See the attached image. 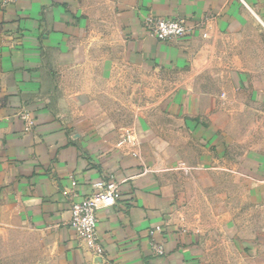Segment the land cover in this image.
Wrapping results in <instances>:
<instances>
[{
	"label": "crops",
	"instance_id": "crops-1",
	"mask_svg": "<svg viewBox=\"0 0 264 264\" xmlns=\"http://www.w3.org/2000/svg\"><path fill=\"white\" fill-rule=\"evenodd\" d=\"M150 13L203 28L159 41L142 24ZM127 123L137 154L118 145ZM231 169L264 206V0H16L2 12L0 220L37 233L61 264H211L212 225L193 201ZM103 178L123 197L98 214L99 255L70 206ZM220 230L225 248L238 242L236 221Z\"/></svg>",
	"mask_w": 264,
	"mask_h": 264
},
{
	"label": "rangeland",
	"instance_id": "rangeland-1",
	"mask_svg": "<svg viewBox=\"0 0 264 264\" xmlns=\"http://www.w3.org/2000/svg\"><path fill=\"white\" fill-rule=\"evenodd\" d=\"M251 107L259 110L253 104H251ZM136 112V107L133 113L123 111V116L128 118L123 121L131 124L135 120ZM156 121L169 127L174 125L172 119L163 116L158 117ZM128 123V126L124 125L119 128V141L122 139L121 135L125 129L133 128L135 130ZM251 124L253 126V120ZM252 129L255 130V128ZM171 138L179 139L174 135H171ZM254 138L260 137H252V142L246 141L239 147L244 149L249 146L253 147ZM136 139L137 144L127 142L119 146L127 153L137 154L140 149L137 134ZM215 175L216 182L211 185L212 189L209 191L208 199L193 201L196 219L212 225L210 232L206 233L208 238L205 240L206 245L212 247L208 248L211 254V264H264V206L254 205L249 200V184L241 183L233 170L229 173L228 180L223 181L220 175L216 173ZM186 176L189 177V173ZM226 220H234L240 226L241 230L239 235L236 236L238 241L236 243H240L242 240H252L256 246L238 247L236 243H231L229 248H225V240L220 229ZM0 264L61 263L53 249L43 246L37 233L12 221L4 222L0 220Z\"/></svg>",
	"mask_w": 264,
	"mask_h": 264
},
{
	"label": "built area",
	"instance_id": "built-area-1",
	"mask_svg": "<svg viewBox=\"0 0 264 264\" xmlns=\"http://www.w3.org/2000/svg\"><path fill=\"white\" fill-rule=\"evenodd\" d=\"M16 0H0V16L2 12ZM144 30L148 36L159 41H172L178 38L191 35L203 28V22L190 20L185 17L167 18L154 14H148L142 21ZM204 36H207L204 33ZM22 118L25 121V129L32 130L34 120L30 113L24 111ZM118 145L127 142L137 144L136 132L133 128H127L121 135ZM96 191L83 197L71 196V227L76 231L79 238L83 239L88 247L96 254H103L104 248L99 242L98 235V214L103 209H108L117 204L123 197L119 184L109 178H103L96 184ZM155 231L152 232L154 234ZM151 248L153 255L163 256L166 254L164 243L152 237Z\"/></svg>",
	"mask_w": 264,
	"mask_h": 264
}]
</instances>
